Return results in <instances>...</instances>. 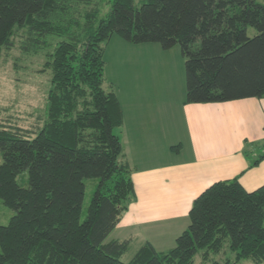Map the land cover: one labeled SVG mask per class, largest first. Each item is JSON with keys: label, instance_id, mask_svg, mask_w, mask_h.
<instances>
[{"label": "trees", "instance_id": "trees-1", "mask_svg": "<svg viewBox=\"0 0 264 264\" xmlns=\"http://www.w3.org/2000/svg\"><path fill=\"white\" fill-rule=\"evenodd\" d=\"M77 1L0 0V57L19 30L25 51L56 39L43 63L50 86L42 126L29 133L0 122V201L14 211L0 225V264H192L196 253L206 259L226 240L234 257L223 264L264 263V184L246 191L237 177L213 182L194 198L187 228L171 248L157 251L145 242L128 262L119 259L127 241L105 239L134 187L114 132L122 108L115 92L101 87L104 50L117 35L162 50L178 45L185 104L263 97L264 3L111 0L102 16L96 6L80 14ZM23 171L26 187L17 182ZM86 178L97 183L81 220Z\"/></svg>", "mask_w": 264, "mask_h": 264}, {"label": "crops", "instance_id": "crops-1", "mask_svg": "<svg viewBox=\"0 0 264 264\" xmlns=\"http://www.w3.org/2000/svg\"><path fill=\"white\" fill-rule=\"evenodd\" d=\"M182 62L181 57L172 65L180 71L178 88L172 85L163 94L132 84L121 95L113 81L123 116L116 132L120 161L131 169L134 195L108 236L127 241V249L133 242L137 249L145 242L157 251L172 246L187 228L192 201L213 182L237 177L246 191L264 184V157L251 165L264 154V96L185 104ZM173 104L182 133L172 129Z\"/></svg>", "mask_w": 264, "mask_h": 264}, {"label": "rangeland", "instance_id": "rangeland-1", "mask_svg": "<svg viewBox=\"0 0 264 264\" xmlns=\"http://www.w3.org/2000/svg\"><path fill=\"white\" fill-rule=\"evenodd\" d=\"M88 1L89 4H86L78 0L74 4V8L82 14L87 9L96 6L102 16L109 11L111 0ZM255 1L257 3H264V0ZM140 2L141 0H134L136 6H139ZM25 34L23 30L16 31L12 39L14 45L10 49H3L1 52L0 122L6 126L21 128L23 132L30 133L42 126L45 120L46 94L50 86V71L49 69L43 70V63L46 60V54L52 50L56 39L52 36L49 37L48 40L51 45L41 48L37 52H33L32 50L25 51L21 48ZM254 34L255 29L248 27L247 35L252 36ZM110 40L106 44L107 46L103 54L105 64L101 87L104 91L113 90V81L119 84L120 87L117 88V91L121 95L126 94V89L128 88L126 86L132 84L140 88L143 85H147L156 92L155 95L159 93L163 94L164 91L170 90L169 88L172 85L177 87L174 81L179 80L177 73L180 71H177L172 65L174 63L176 65L178 58L181 60L178 45L171 48V50L160 51L164 52L163 54H157L160 49L158 44L145 43L134 45L125 42L117 35H113ZM176 52L178 54L177 57ZM183 69L182 62L179 70L183 72ZM171 118H173L171 121L172 129H175L177 133H182L179 107H176L174 104L171 107ZM114 132H117V128L114 129ZM1 161L2 157L0 154V163ZM17 182L23 187L27 186V173L25 171L17 176ZM83 182L85 188L81 203V220L85 217L97 179L86 178ZM13 213V210L4 206L0 201V225H6ZM115 235L116 232L113 233V236ZM109 238L110 235L106 237L105 241L109 240ZM172 246L163 247L162 249L167 250ZM137 247L138 242L131 243L119 259L123 262H128ZM201 253L198 252L194 255L192 264H223L226 261L233 260L234 257V254L227 248V240L224 242L223 248L219 253L208 254V258L206 259L202 258ZM240 264L254 263L246 259L240 261Z\"/></svg>", "mask_w": 264, "mask_h": 264}]
</instances>
